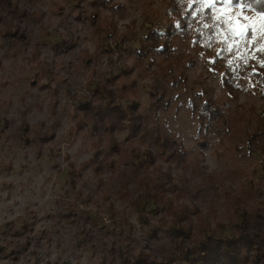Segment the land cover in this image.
<instances>
[{"label":"rangeland","instance_id":"rangeland-1","mask_svg":"<svg viewBox=\"0 0 264 264\" xmlns=\"http://www.w3.org/2000/svg\"><path fill=\"white\" fill-rule=\"evenodd\" d=\"M11 1L25 38L8 50L0 34V264H101L110 242L157 252L171 205L216 240L234 236L236 208L264 214V14L236 0ZM171 26L164 54L135 61ZM131 103L136 135L100 124L96 108Z\"/></svg>","mask_w":264,"mask_h":264},{"label":"trees","instance_id":"trees-1","mask_svg":"<svg viewBox=\"0 0 264 264\" xmlns=\"http://www.w3.org/2000/svg\"><path fill=\"white\" fill-rule=\"evenodd\" d=\"M174 1V0H173ZM11 0H0V7L9 15L6 19L0 15V22L4 21L5 26L0 30L3 37L9 44L8 50H13L14 47L24 42V32L21 31V17L24 12L17 10V5ZM174 2H178L175 0ZM236 3H242L245 7L251 9L258 14H264V0H236ZM170 13L181 18L185 22L189 16L182 15L177 4L176 7L171 5ZM175 20V19H174ZM173 25V21L170 22ZM175 30L172 26L169 27L166 33L162 34L157 31L151 32L147 37L140 42V49L137 54V61L140 64L147 62L152 63L150 57L157 54H164L167 46L163 40L165 37L174 36ZM206 44L210 42L204 40ZM21 42V43H20ZM137 42V41H136ZM199 42L195 43V49L198 53L212 58V63L217 68L220 66V71L226 76L230 75L224 66V57L216 52L206 50L204 47H197ZM133 68L125 66V70L121 75H129ZM232 75V74H231ZM232 77L229 82L232 81ZM256 77L264 85V72H258ZM229 78V77H228ZM135 82H132V85ZM110 97L119 95L121 91L108 90L106 91ZM105 105V104H104ZM208 107V106H206ZM96 116L109 133L115 131H130L132 135H136L143 126L144 114L139 110L137 103H131L123 108L121 104H108L95 109ZM216 112V110H214ZM254 138V136H252ZM207 143H203L206 145ZM94 160L85 165L92 166ZM98 171V169H96ZM79 172L73 165L70 167V175L72 176L73 185L76 182V177ZM146 194L150 200L160 201L157 194L148 192ZM168 230L166 231L169 244L162 245L157 252L150 253L142 249L140 253H135L131 250V245L123 249L116 242H110L103 249L101 255L103 260L101 264H264V214L258 213L255 217L249 216L246 213L241 214L236 208V215L241 218V222L235 226V234L233 237L224 240H216L209 236L211 225L209 221L197 212L190 208L181 205L169 208ZM240 213V214H239ZM193 214L196 215V221H193ZM102 242V241H100ZM103 245V243H102ZM1 250V249H0ZM6 250H1L0 255ZM17 253V252H16ZM14 250L8 254L11 257H17Z\"/></svg>","mask_w":264,"mask_h":264}]
</instances>
